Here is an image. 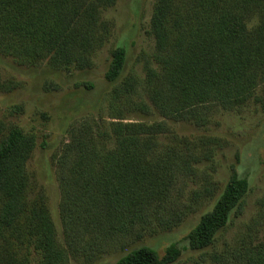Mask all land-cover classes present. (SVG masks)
<instances>
[{"label": "trees", "instance_id": "trees-1", "mask_svg": "<svg viewBox=\"0 0 264 264\" xmlns=\"http://www.w3.org/2000/svg\"><path fill=\"white\" fill-rule=\"evenodd\" d=\"M116 2L0 0V55L30 66L47 61L89 69L111 33L103 10ZM151 34L155 50L144 62L143 85L150 105H135L147 115L205 127L214 110H235L264 84V0H158ZM126 62V48L116 47L105 79H120ZM139 85L129 76L116 96L133 95ZM17 88L0 72V92ZM111 118L107 131L99 124L80 127L56 160L64 243L44 189L32 196L27 165L36 136L0 121V264H29L31 258L34 264H67L76 256L93 261L107 246L142 238L148 229L172 230L214 194L213 175L202 166L213 160L219 138L180 135L165 121L124 122L122 111ZM249 191V181L232 174L187 235L190 249L214 247L243 215ZM263 228L264 198L249 225L255 234ZM247 236L237 247L212 253L211 260L264 264V239L255 243ZM181 255L177 244L163 255L142 246L116 264H176Z\"/></svg>", "mask_w": 264, "mask_h": 264}, {"label": "rangeland", "instance_id": "rangeland-1", "mask_svg": "<svg viewBox=\"0 0 264 264\" xmlns=\"http://www.w3.org/2000/svg\"><path fill=\"white\" fill-rule=\"evenodd\" d=\"M157 2L117 0L113 7L103 10V19L111 23V33L104 47L93 54V64L89 69L53 67L47 61L30 66L0 55L3 80L18 84L12 92H0V121L17 125L36 136L37 147L27 165L32 196L39 189H44L62 243V191L56 160L64 144L83 125L99 124L102 131H107L109 123L114 121L112 115L122 111L127 119L124 122L165 121L180 135L191 138L215 136L222 143L216 149L213 160L202 166L213 175L214 194L200 203L197 210L188 214L180 225L172 230L148 229L142 238L135 236L132 240L107 246L93 261L85 256H76L70 257L67 264H116L131 250L142 246L152 247L163 255L171 244H177L182 250L176 264H217L210 255L239 246L241 237H248L249 232L255 243L264 239V228L257 234L249 229L259 210V202L264 198V84L249 102L235 110L221 107L214 110L210 123L205 127L164 119L157 112L147 115L135 108L137 103L150 105L143 91L144 62L155 50L151 20ZM257 22L258 18L250 21V27ZM118 46L127 50L126 67L120 79L110 83L105 74L112 60V51ZM129 76L139 80V88L133 95L124 97L121 94L117 97L115 90H121L123 81ZM128 104L131 106L129 110ZM234 173L250 183L243 215L233 219L230 227L218 236L214 247L205 251L191 250L186 241L187 235L201 216L212 208ZM243 239L250 242L248 238ZM34 262L31 258L29 264Z\"/></svg>", "mask_w": 264, "mask_h": 264}]
</instances>
